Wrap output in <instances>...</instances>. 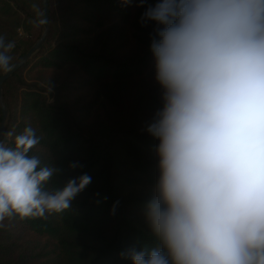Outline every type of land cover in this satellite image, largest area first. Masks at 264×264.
Segmentation results:
<instances>
[{
	"label": "clouds",
	"instance_id": "clouds-1",
	"mask_svg": "<svg viewBox=\"0 0 264 264\" xmlns=\"http://www.w3.org/2000/svg\"><path fill=\"white\" fill-rule=\"evenodd\" d=\"M135 2L148 5L141 21L156 25L150 51L162 106L145 129L158 140L145 205L152 243L119 255L132 264H264V0ZM15 47L0 35V70H10ZM4 135L0 227L71 208L91 177L49 189L62 169L31 154L36 130Z\"/></svg>",
	"mask_w": 264,
	"mask_h": 264
},
{
	"label": "trees",
	"instance_id": "trees-1",
	"mask_svg": "<svg viewBox=\"0 0 264 264\" xmlns=\"http://www.w3.org/2000/svg\"><path fill=\"white\" fill-rule=\"evenodd\" d=\"M48 5L47 42L4 84L5 133L36 130L41 140L31 154L62 169L47 188L84 173L91 182L63 213L4 221L0 264H132L119 254L152 243L145 205L157 177L158 140L145 129L162 106L150 51L156 25L141 21L148 5L135 0ZM41 19L43 0H0V35L16 44L11 56L30 50L34 41L20 29L29 34L44 26ZM72 162L82 167L69 168Z\"/></svg>",
	"mask_w": 264,
	"mask_h": 264
},
{
	"label": "water",
	"instance_id": "water-1",
	"mask_svg": "<svg viewBox=\"0 0 264 264\" xmlns=\"http://www.w3.org/2000/svg\"><path fill=\"white\" fill-rule=\"evenodd\" d=\"M43 7L45 11V20L44 26L45 30L41 36V38L30 48V50L24 54L21 59L10 68L9 71L5 72L0 76V104L2 109V122L0 125V139H2L3 133L6 129V121L8 118V107L5 103V99L3 96V86L5 82L25 63L27 62L42 46V44L47 39V34L50 28V8L48 5V0H43Z\"/></svg>",
	"mask_w": 264,
	"mask_h": 264
},
{
	"label": "rangeland",
	"instance_id": "rangeland-1",
	"mask_svg": "<svg viewBox=\"0 0 264 264\" xmlns=\"http://www.w3.org/2000/svg\"><path fill=\"white\" fill-rule=\"evenodd\" d=\"M50 28H51V22H50ZM50 28H49V31H48V34H47V39L45 40V42L42 45H44L47 42V40H48V37H49V34H50ZM44 30H45V26H38L37 25L36 27H34L32 29L31 33H29V34H27L26 32H24V30L20 29L19 35L21 37L28 36L29 38H31L34 41V44H35L41 38ZM11 57H12V60L10 62V68L12 66H14L21 59V57H19L17 55H13ZM2 73L4 74L5 72L2 71ZM46 87L48 89H50L52 92H54L52 86H46ZM49 98H50L51 101L53 100V97H51L50 95H49ZM5 103H6V101H5ZM0 109H1V104H0ZM0 114H1V110H0ZM9 114H10V112H9V109H8V118H7V121H6V128H7V124H8V120H9ZM1 122H2V120H1ZM1 122H0V125H1ZM5 132H6V129H5L4 133H3L2 140L4 138Z\"/></svg>",
	"mask_w": 264,
	"mask_h": 264
}]
</instances>
